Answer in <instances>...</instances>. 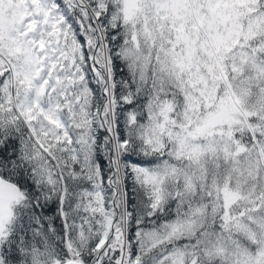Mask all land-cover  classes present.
<instances>
[{
	"label": "snow or ice",
	"instance_id": "1",
	"mask_svg": "<svg viewBox=\"0 0 264 264\" xmlns=\"http://www.w3.org/2000/svg\"><path fill=\"white\" fill-rule=\"evenodd\" d=\"M0 264H264V0H0Z\"/></svg>",
	"mask_w": 264,
	"mask_h": 264
}]
</instances>
